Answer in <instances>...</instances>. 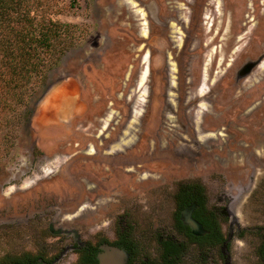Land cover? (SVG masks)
Segmentation results:
<instances>
[{
  "label": "rangeland",
  "instance_id": "374dc122",
  "mask_svg": "<svg viewBox=\"0 0 264 264\" xmlns=\"http://www.w3.org/2000/svg\"><path fill=\"white\" fill-rule=\"evenodd\" d=\"M179 1V10L166 0L153 4L156 11L158 6L165 11L164 17L171 9L187 17L183 2L191 4ZM191 1L201 36L190 47L199 55L186 63L180 56L173 59L176 63L170 59V76L162 61L154 59L158 69L150 75L148 63L149 74L142 78L143 36L148 28L151 36H162L167 26L155 11L147 28L146 0H48L47 16L72 27L54 44L46 69L34 77L24 103L5 111L0 106V264L57 240L47 228L52 220L68 230L78 228L84 237L99 232L112 239L114 232L130 233L148 246L143 253L153 258L160 238H173L175 194L190 182L202 185L221 218L231 199L234 214L223 219L226 225L264 226V67L260 63L245 74L243 87L233 82L227 86L221 60L225 43H245L233 54L244 52V59H257L264 52V0ZM188 24L167 28L177 35L171 37L172 44L180 45L184 34L191 33ZM241 35L245 38L236 42ZM243 58L234 63L231 74ZM204 68L208 76L200 90ZM212 70L217 71L211 76ZM67 72L69 82L64 81ZM176 81L182 82L181 88ZM109 97L117 101L112 106L117 112L109 116L114 113L113 121L122 114L120 104L134 103L128 134L121 137L125 144H113L111 153H87L85 144L98 145L95 134L102 122L96 115ZM169 128L176 131L167 133ZM102 155H125L129 162L111 164L101 160ZM250 155L255 169L248 179ZM225 179L246 185L239 196L221 202ZM237 240L235 264H263L257 257L261 248L256 234Z\"/></svg>",
  "mask_w": 264,
  "mask_h": 264
},
{
  "label": "flooded vegetation",
  "instance_id": "af4514ba",
  "mask_svg": "<svg viewBox=\"0 0 264 264\" xmlns=\"http://www.w3.org/2000/svg\"><path fill=\"white\" fill-rule=\"evenodd\" d=\"M153 1L154 0H146L145 2V8H146L145 18L147 21V28L149 22H152L151 20L155 16L154 14L156 9H155V4H153ZM166 3L170 4L171 7L178 8L179 5L177 4L181 2L179 0H166ZM173 3H176V5H173ZM183 3L185 4L184 8L189 9L188 11L189 15L187 17H184L185 15L184 13L181 14V12L174 11V9L168 11L165 14L166 16L164 17L162 15H164L165 11L161 13L162 8L158 6L159 14L158 11H156V13L160 15V17L162 18L161 21L165 20L162 23H164L167 26L162 29V36H151V34L149 33L150 32L149 28H148V33L147 31L145 33L146 36H143V42L141 43V46L143 47V57L145 56L144 63L146 64V67L142 72V74L143 73L145 74L146 72L149 74V70H148L149 65H150V75L152 73L153 68L158 69L156 65L153 63L154 59H156V61L157 60L162 61L163 68H165L166 66L168 70L167 71L168 75L170 76V69H171V65L169 64L170 59L173 60L177 56H180L182 63H186L188 59H191L192 55L197 54L196 52L197 50H193V48L190 47V44H196V39H197L196 37L200 35V31H201L199 25L200 23L198 24L197 22L198 19L194 11L192 1L189 0L187 2L191 4L190 6H188L185 2ZM179 22L180 23L189 22L188 28L189 31H191V33L189 35L184 34L185 39L182 40V43L180 45L178 43L172 44L173 39L171 37L177 35H173L167 32V28L169 29L173 23L177 24ZM202 23H204V21H202ZM178 28H180V26ZM178 37L181 36L178 35ZM243 38H245V36L243 35L236 36L235 41L239 42ZM225 39H228V37H225ZM207 45L208 44L206 42L203 43V46H207ZM242 45L244 46L245 43H241L239 45L232 44V47H230V44L225 43L226 49H223V55H222V65H223L222 73L225 79L224 85L226 84L227 86H229V84L233 82L240 84V86L243 87L245 74H249V75L252 74L254 69L257 67V65H259L260 62L263 60L264 52L261 53L257 59H251V58L244 59L243 58L244 52L239 53V55L236 54V56H233V54H235L236 52L243 50V48L242 49L240 48V46ZM149 58H150V62H149ZM242 58H243L242 64L239 66V68L234 70L233 74H231L230 71L231 67L234 65L235 62L240 61V59ZM145 59L147 60V62H145ZM260 59L261 61L259 62V64L251 67L249 71H247L248 70L247 68L248 66H250L249 65L250 63L256 62ZM173 62L176 63V61L174 60ZM144 63L142 58L143 68H144ZM216 67H218L217 63H216ZM178 68H179V64H178ZM83 70H84V66H83ZM216 71L217 70H212L211 76L213 75V73L215 74ZM176 72L180 74L181 69L180 68L177 69ZM177 78L179 79V76H176V79ZM242 78L243 81H241ZM71 79L72 78L70 77V72H67L64 81L69 82V80ZM213 79L214 78L212 77L211 84H213L212 83ZM149 80H150V76H149ZM261 80L264 79L261 78ZM168 82H170V77L168 78ZM181 83L182 82L180 81H176V85H177L176 87L181 88ZM202 85L203 84H201L200 88H202ZM83 86H85V84H83ZM84 89L82 87L80 88L81 98L82 100H84V102L88 104V100L83 96ZM242 95H243V91L241 92V96ZM106 100L107 102L106 104H104L105 107L101 108L102 111L96 115L99 116L97 117L98 121L102 122V124L99 125L101 128H98L99 131L95 134V137L98 140V145L97 144L94 145L92 142H88L87 144H85L87 147L85 152L90 154L100 153L99 155H101V153L102 154L111 153L112 152L111 146L117 142L120 143V145H124L125 143L121 141L120 137L124 135L127 136L128 134V131H126L125 129L131 120V116H132L131 111L134 103L130 104V107L125 106V104H120L119 107L122 110L121 111L122 114H120L119 119L113 121L112 119L115 117L114 113L111 117L109 116L111 115V111H115V113L117 112L116 110L112 109V106L116 107L117 101L116 99L110 97L107 98ZM252 108L253 107L249 108L248 110H251ZM78 109L79 107H76L75 111H77ZM88 110H89L88 108L87 110L83 109L82 112L85 111L83 114H86ZM128 111L130 112L128 113ZM108 117L110 118V120L107 121V119H109ZM126 119L127 122L125 123ZM177 120L181 121L180 118H177ZM112 122H114V124ZM105 123H107V125L106 128L103 130ZM173 125L181 126L179 124H173ZM184 126L186 127L187 125H185L184 123ZM117 129H120L119 133ZM186 129L188 130L189 128L186 127ZM135 130L138 131V128H136ZM173 130L175 129L169 128V131L166 132L169 133L170 131ZM87 135H91V134H87ZM131 135H134L136 140L137 136L135 134L134 129H132ZM133 144L134 141L131 145H128L127 147H131ZM90 145H92L94 148L93 152L89 151ZM171 147L173 146L170 145V148ZM97 157L99 163L103 164L100 161V156ZM103 159L109 161L111 164L118 162L123 165H126L124 164V162H126V160H129V157H126L125 155L111 156V157H106L105 155L104 156L102 155L101 160ZM247 159H249L247 160L248 162L247 163L248 169L246 168L247 175H249L248 179H251L253 177L252 175L255 169L253 166V164H255L253 161L255 157L250 155ZM128 162L129 161H127L126 163ZM125 169L127 171H131L133 168H125ZM136 172L139 173L140 171L137 170ZM142 173H146V172H142ZM189 184L194 185L193 187L190 188L193 191L192 199L187 203L185 202L182 203L180 199L182 191L184 189H189V187H187V185ZM197 184L199 183L190 182L178 188V191L175 194V199H174L175 212L173 214V219L171 224V228L173 229V233H172L173 238H167L165 240L160 238V241L158 243L159 249L156 254L157 256H154L153 258H150L148 255H145L143 253V251L146 250L148 246H145V244L138 242V240H136L130 233L123 232L117 234V232H114L113 235L114 237L112 239L106 238L103 234H100L99 232L94 233V236L88 235L84 237L83 235H81V232L77 230L78 228L71 227L68 230L60 224H55L54 221L52 220V222L49 225H47V228L51 232V235L57 236V240H53L51 242H44L38 247V249L35 252H32L33 254L27 251L19 254V257L17 258L14 257L11 258L10 260L7 259V264H104L108 260H111L112 263L114 264H235L234 263L235 257L233 252V250L235 249L234 243L238 241L237 240L238 238L240 237L244 238L247 235H251V234H256L259 237V241H260L259 243L261 249L257 251L258 252L257 257L261 259L264 264V226L241 227L237 223L231 224L230 222L228 225H226L223 219L225 220V217L228 218L232 217V214H234V212L232 211L231 199H229V203L222 210L224 218H221L219 213L209 205V201L207 200L204 192L199 193L198 196L196 192ZM223 185L224 186L222 191L224 192L223 193L224 197L222 196L220 198L221 202L226 201L228 197L233 198L239 196L240 192L242 191V189H244L246 184L244 183L235 184L233 182H230L229 179H225ZM150 189H154V187H151ZM148 191L149 189L146 188V192ZM228 193H231L232 195ZM199 199L204 202V206L202 204L201 205L198 204ZM158 200H160V197L158 198ZM155 201L156 200H153V203H156ZM189 210H191L190 212L191 217L201 224L202 230L193 228L191 224L187 223L186 216L189 214L188 213ZM208 222L212 223L210 227L207 226ZM227 227H229L228 232H226ZM168 244L174 247L173 255H171L170 252L168 253V251H166V245Z\"/></svg>",
  "mask_w": 264,
  "mask_h": 264
},
{
  "label": "trees",
  "instance_id": "16d2710c",
  "mask_svg": "<svg viewBox=\"0 0 264 264\" xmlns=\"http://www.w3.org/2000/svg\"><path fill=\"white\" fill-rule=\"evenodd\" d=\"M48 0H0V106L11 109L24 103L34 77L42 76L49 63L50 52L62 36L70 32L71 24L53 20L45 13ZM194 185L184 189L182 203L192 199ZM197 194L203 192L196 185ZM198 204L204 206L202 200ZM216 218V217H215ZM208 227L211 222L207 223ZM174 247L166 245L173 255ZM168 255V254H167Z\"/></svg>",
  "mask_w": 264,
  "mask_h": 264
},
{
  "label": "water",
  "instance_id": "95a60500",
  "mask_svg": "<svg viewBox=\"0 0 264 264\" xmlns=\"http://www.w3.org/2000/svg\"><path fill=\"white\" fill-rule=\"evenodd\" d=\"M260 61H261V59L258 60V61H256V62L250 63V64H249L250 66H248V68H247L248 70H247V71H249V69H250L251 67H253V66L259 64ZM191 209H192V208H191ZM190 212H191V210L188 211L189 214L186 216V217H187V223L191 224L193 228H196V229H200V230H202V226H201V224H200L199 222H197L196 220H194V219L191 217ZM104 262H105V261H104ZM104 264H114V263H112L111 260H108V261H106Z\"/></svg>",
  "mask_w": 264,
  "mask_h": 264
},
{
  "label": "bare ground",
  "instance_id": "6f19581e",
  "mask_svg": "<svg viewBox=\"0 0 264 264\" xmlns=\"http://www.w3.org/2000/svg\"><path fill=\"white\" fill-rule=\"evenodd\" d=\"M210 60V59H209ZM222 60V59H221ZM221 60H220V62H221ZM145 62H147V60L145 59ZM210 62V61H209ZM219 62V61H218ZM261 64L259 65V67H264V59H263V61L262 62H260ZM210 65V64H209ZM207 66V65H206ZM258 67V68H259ZM204 76H203V85H202V88L204 87V83L206 82V80H207V74H206V68H205V71H204ZM144 73L142 74V78L144 77ZM202 88H200V90H202ZM199 94V93H198ZM193 99H194V97H193ZM192 101V100H191ZM202 104V103H201ZM207 104V103H206ZM207 123V122H206ZM197 124V123H196ZM213 125V124H212ZM198 128L201 130V124L199 123L198 124ZM126 132V131H125ZM203 136V135H202ZM121 138V137H120ZM124 139H126V138H124ZM123 139V140H124ZM198 139L200 140V138L198 137ZM124 143V142H123ZM112 147V146H111Z\"/></svg>",
  "mask_w": 264,
  "mask_h": 264
}]
</instances>
